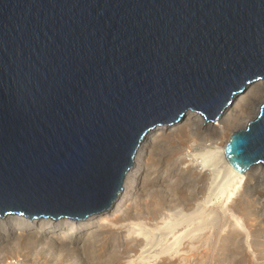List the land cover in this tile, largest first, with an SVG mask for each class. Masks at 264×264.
Returning a JSON list of instances; mask_svg holds the SVG:
<instances>
[{
	"label": "water",
	"instance_id": "1",
	"mask_svg": "<svg viewBox=\"0 0 264 264\" xmlns=\"http://www.w3.org/2000/svg\"><path fill=\"white\" fill-rule=\"evenodd\" d=\"M261 81L264 0H0V218L106 214L153 130ZM226 153L264 167V103Z\"/></svg>",
	"mask_w": 264,
	"mask_h": 264
},
{
	"label": "bare ground",
	"instance_id": "2",
	"mask_svg": "<svg viewBox=\"0 0 264 264\" xmlns=\"http://www.w3.org/2000/svg\"><path fill=\"white\" fill-rule=\"evenodd\" d=\"M263 100L264 81H261L238 95L235 103L221 113L214 123L212 121L206 123L202 116L188 111L180 123L157 127L147 136L139 149L134 167L127 176L124 192L109 212L80 222L31 221L20 217L11 218L12 216L0 218V237L5 238V241H0V246L6 244V239L11 238L20 240L21 243L31 242L43 246L44 238L48 235L49 239L46 242L50 239L51 241L44 247L47 246L49 249L51 244L53 247L60 246L65 249L74 244L73 239L77 238L81 230H87L89 237L101 224L111 223L114 218L117 220L114 226L146 218L153 227L167 225V237L172 241L168 253L171 252L173 257L176 256L185 263L191 258H194L196 263L202 262L203 256L206 254L209 256L214 252L215 244L218 245L213 240L216 238L214 228L218 222L226 219L225 216L228 215L230 218L229 211L235 210L237 214L243 215L249 204L256 203L260 205L259 212L264 213V200L260 197L264 183V167L256 166L242 174L231 166L226 153L231 136L235 134L240 123L246 120L247 115L255 107L254 114L257 111L259 113ZM159 145H164L163 154L168 153V156L157 161L160 167L155 170V175L151 176L150 171H146L145 163L149 156L158 151ZM162 171L166 177L162 175ZM144 174L147 179L149 177L146 180L148 186L154 183L155 187L157 183L162 186L161 189H157V192H160L156 193L159 197L156 199L155 196L153 210L147 212L143 211L141 205L137 209L131 207L132 202L141 196L145 197L144 194L148 193L144 191L146 185L140 183L145 182ZM220 206L223 208L222 214L219 211ZM237 209L242 210L240 212ZM231 217L244 226L240 216L234 214ZM145 226L146 228H141L143 227L141 225L136 227L137 237L135 235L134 239H131L132 242L127 243V251L131 252L151 242L149 240L155 235L151 234L154 229L146 224ZM117 229L109 226L107 231L113 235ZM141 235H145L146 240L141 238ZM230 237L229 232L225 239L229 240ZM69 239L72 241L67 243ZM226 242L223 247L227 249Z\"/></svg>",
	"mask_w": 264,
	"mask_h": 264
},
{
	"label": "rangeland",
	"instance_id": "3",
	"mask_svg": "<svg viewBox=\"0 0 264 264\" xmlns=\"http://www.w3.org/2000/svg\"><path fill=\"white\" fill-rule=\"evenodd\" d=\"M263 103L264 100L262 101V104ZM255 110L256 107L247 115L246 120L240 123L239 128L236 129L237 131H235V133L245 129L247 125L258 116V111L256 112L257 114H254ZM161 146L162 145H159L158 151H155L151 157L149 156L147 163H145V166L147 167L146 171H150L151 176L155 175V170L160 167V164H158L157 161L164 156H168V153L165 155L163 154L165 152L164 145ZM162 175L164 176L165 173L163 172ZM143 176L145 182L141 181L140 183L146 185L144 191L148 193L144 194L145 197L141 196L140 199L132 202L131 207L132 209H137V207L141 205L143 211L147 212L148 210L150 211V209L153 210L152 207L155 204L157 197H159L157 194L160 192H157V189H161L162 186H159L158 183L157 187H155V183L152 185L149 184L148 186L146 180H148L149 177L147 179L145 174ZM261 190L262 195H260V197L264 200V183L262 184ZM222 210L223 208L220 206L219 211L221 214ZM237 210L241 212L242 209ZM143 211L141 210V212ZM259 211L260 205H257L256 203L249 204L243 215L237 214L235 210L229 211L230 218L228 215L225 216L226 219L224 218L223 221L221 220L218 222L214 228L216 238L213 240L216 241L218 245L215 244L216 248H214V252L209 254V256L207 254L204 255L205 257L203 256L202 262L200 263H196L194 258H191L185 263L182 262V260H178L176 256L173 257L171 252L168 253V247L172 244V241L167 237V225L160 224L158 225V228H156L150 224L149 220L141 218L140 220L124 222L121 225L118 223L114 226L117 223V220L114 218L111 223L108 222L101 224L100 228H96L95 233L89 237H87V230L79 231L80 233L77 238L73 239L75 240L73 242L74 244L65 249L60 246L53 247L51 244H49V249L47 246L44 247L51 241L50 239L49 242H46L49 239L48 235L44 238L45 244L43 246L35 245V243L31 242H28V244L25 242L21 243L20 240H14V238H11L10 240L6 239V244L0 246V264H264V213ZM234 214L242 218L244 226L240 225L234 217H231ZM15 217L16 216H13L11 218ZM145 224L150 226L151 229H154L151 234L153 233L155 235L149 240L151 242H149V245L147 244V246L139 247L131 252L127 251V243H131V239L133 240V237L138 234L135 231V229L138 230L136 227L141 225L143 226L141 228H146ZM109 226H112L115 229H117V226L119 227L116 230L117 232L115 231L113 235H110L107 231ZM141 228L140 230H142ZM229 232L231 237L229 240H226L225 238ZM126 237L128 238L126 239ZM145 237V235H141V238L145 239ZM0 239V241H5V238L0 237ZM69 241L72 240L69 239L66 242L69 243ZM225 241H227V249L223 247L225 246Z\"/></svg>",
	"mask_w": 264,
	"mask_h": 264
}]
</instances>
